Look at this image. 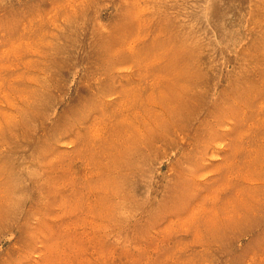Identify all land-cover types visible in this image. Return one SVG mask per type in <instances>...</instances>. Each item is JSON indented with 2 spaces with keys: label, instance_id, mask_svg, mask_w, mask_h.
I'll return each mask as SVG.
<instances>
[{
  "label": "rangeland",
  "instance_id": "374dc122",
  "mask_svg": "<svg viewBox=\"0 0 264 264\" xmlns=\"http://www.w3.org/2000/svg\"><path fill=\"white\" fill-rule=\"evenodd\" d=\"M0 264H264V0H0Z\"/></svg>",
  "mask_w": 264,
  "mask_h": 264
}]
</instances>
